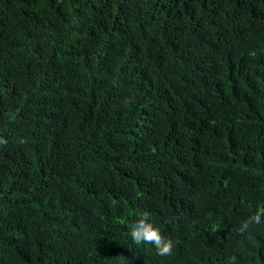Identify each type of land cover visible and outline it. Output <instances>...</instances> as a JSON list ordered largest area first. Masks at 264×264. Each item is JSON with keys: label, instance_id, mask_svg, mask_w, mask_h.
<instances>
[{"label": "trees", "instance_id": "16d2710c", "mask_svg": "<svg viewBox=\"0 0 264 264\" xmlns=\"http://www.w3.org/2000/svg\"><path fill=\"white\" fill-rule=\"evenodd\" d=\"M257 206L264 0H0V264H264Z\"/></svg>", "mask_w": 264, "mask_h": 264}, {"label": "clouds", "instance_id": "9594fccd", "mask_svg": "<svg viewBox=\"0 0 264 264\" xmlns=\"http://www.w3.org/2000/svg\"><path fill=\"white\" fill-rule=\"evenodd\" d=\"M254 225H264V206H257L254 212L240 220L236 231L246 234ZM128 235L135 245L151 244L160 256L171 254L174 247L173 239L162 234L161 229L147 211L136 214ZM226 264H237V257H228Z\"/></svg>", "mask_w": 264, "mask_h": 264}]
</instances>
